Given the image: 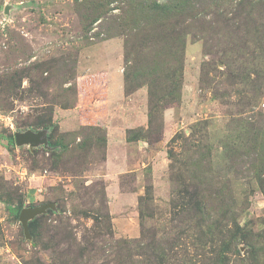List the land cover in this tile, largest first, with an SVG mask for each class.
<instances>
[{"label": "rangeland", "instance_id": "1", "mask_svg": "<svg viewBox=\"0 0 264 264\" xmlns=\"http://www.w3.org/2000/svg\"><path fill=\"white\" fill-rule=\"evenodd\" d=\"M0 264H264V0H0Z\"/></svg>", "mask_w": 264, "mask_h": 264}, {"label": "water", "instance_id": "2", "mask_svg": "<svg viewBox=\"0 0 264 264\" xmlns=\"http://www.w3.org/2000/svg\"><path fill=\"white\" fill-rule=\"evenodd\" d=\"M15 138L18 144L29 143L32 146H36L39 143L47 144L48 142L47 137L45 136V132L43 131L33 132L31 130H28L26 132H17ZM47 207L48 205H40L36 207H26L22 209L20 213V220L27 236H30L29 221L37 215L45 212Z\"/></svg>", "mask_w": 264, "mask_h": 264}, {"label": "trees", "instance_id": "3", "mask_svg": "<svg viewBox=\"0 0 264 264\" xmlns=\"http://www.w3.org/2000/svg\"><path fill=\"white\" fill-rule=\"evenodd\" d=\"M127 85H128V78H127ZM173 90L175 93H172V95L179 93V85H175V88ZM129 139H130V137H129ZM50 144H51V146H54V144H52L51 142H50ZM31 223H34V221Z\"/></svg>", "mask_w": 264, "mask_h": 264}, {"label": "crops", "instance_id": "4", "mask_svg": "<svg viewBox=\"0 0 264 264\" xmlns=\"http://www.w3.org/2000/svg\"><path fill=\"white\" fill-rule=\"evenodd\" d=\"M116 82H117V85H119V84L122 82V77H121V75L117 74Z\"/></svg>", "mask_w": 264, "mask_h": 264}]
</instances>
